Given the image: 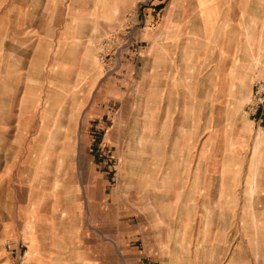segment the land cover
Masks as SVG:
<instances>
[{
    "label": "rangeland",
    "instance_id": "374dc122",
    "mask_svg": "<svg viewBox=\"0 0 264 264\" xmlns=\"http://www.w3.org/2000/svg\"><path fill=\"white\" fill-rule=\"evenodd\" d=\"M103 11L104 0H0V147L17 170L38 152L62 183L57 239L71 234L79 252L69 261L56 243L38 264H264L263 28L251 26L262 73L234 77L218 100L191 90L193 69H167L160 89L136 63L149 48L133 24ZM11 200L0 264H28L33 228Z\"/></svg>",
    "mask_w": 264,
    "mask_h": 264
},
{
    "label": "crops",
    "instance_id": "0c3cea01",
    "mask_svg": "<svg viewBox=\"0 0 264 264\" xmlns=\"http://www.w3.org/2000/svg\"><path fill=\"white\" fill-rule=\"evenodd\" d=\"M261 1L264 2V0H104L103 15L108 17L104 23L133 24L135 39L146 43L149 48L147 54L136 59V63H142L140 64L142 68L144 63L146 66L149 65L144 68H149L154 77H158L160 89L167 69L172 67L179 70L193 69L194 73L200 76V83L198 89L193 87L191 90L203 93L212 90L215 93L219 92L220 100L223 92L234 82V77L245 78L262 73V71L251 73V26L262 27L264 30V23H251V11L264 10V3ZM140 7L142 10H139ZM261 40L258 38L255 42L261 43ZM262 43L264 44V37ZM258 51L259 46L256 45L254 59L262 57L264 62L263 49L259 51L260 56ZM245 81L249 85L250 82L246 78ZM198 100L193 107H207L206 102L201 103L202 99ZM202 114L201 111L199 117H202ZM9 122L8 119L4 121L5 124ZM259 136L264 139L263 129ZM8 154V148L0 147V226L1 205L12 202L13 197L17 221L19 220L17 225H20L21 218H24L33 228V231L24 234L29 251L28 264H38L46 252L56 250L52 246L63 242L69 247L67 260H77L79 252L73 248L77 243L76 238L73 239L70 234L67 241L57 239V224L64 212L63 191L58 190L62 183L59 184L57 178L42 169L38 152L32 153L31 159L28 160L31 163L29 170L23 167L20 170L15 169ZM25 180L31 182L27 187H24ZM23 192L26 193V201L18 199L21 193L24 196ZM5 197L8 199L4 200ZM17 225L15 224L16 227ZM2 226L9 234L13 232L14 225L11 222ZM92 242L94 243V239ZM92 249L95 253L94 246ZM94 255L90 258L87 255V259L94 260ZM83 256L86 257L84 253ZM163 261L165 260L160 261V264H164Z\"/></svg>",
    "mask_w": 264,
    "mask_h": 264
},
{
    "label": "bare ground",
    "instance_id": "6f19581e",
    "mask_svg": "<svg viewBox=\"0 0 264 264\" xmlns=\"http://www.w3.org/2000/svg\"><path fill=\"white\" fill-rule=\"evenodd\" d=\"M264 174V173H263ZM260 177V176H259ZM259 179H261V177L259 178ZM259 179H258V181H259ZM260 182V181H259ZM252 186H257V184L255 183V184H252ZM261 186V185H260ZM250 200L252 199V198H249ZM252 201H253V199H252ZM250 203V202H249ZM253 207V206H252ZM260 207V206H259ZM261 208V207H260ZM66 210H64V212H65Z\"/></svg>",
    "mask_w": 264,
    "mask_h": 264
}]
</instances>
